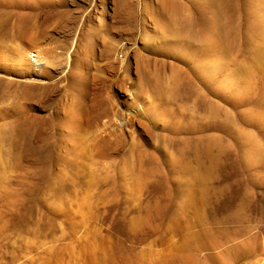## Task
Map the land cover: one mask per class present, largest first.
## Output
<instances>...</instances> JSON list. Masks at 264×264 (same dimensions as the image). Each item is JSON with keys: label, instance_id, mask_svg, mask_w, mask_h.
Returning <instances> with one entry per match:
<instances>
[{"label": "rangeland", "instance_id": "rangeland-1", "mask_svg": "<svg viewBox=\"0 0 264 264\" xmlns=\"http://www.w3.org/2000/svg\"><path fill=\"white\" fill-rule=\"evenodd\" d=\"M0 264H264V0H0Z\"/></svg>", "mask_w": 264, "mask_h": 264}, {"label": "bare ground", "instance_id": "bare-ground-1", "mask_svg": "<svg viewBox=\"0 0 264 264\" xmlns=\"http://www.w3.org/2000/svg\"><path fill=\"white\" fill-rule=\"evenodd\" d=\"M184 26H185V25H184ZM23 50H24V49H23ZM20 51H21V49H20ZM25 52H26V51H25ZM25 52L23 53V51H22V53H20V52H19V53H20V54H23L24 56H26L25 54H27V53H25ZM33 54H34V53H33ZM23 55H22V56H23ZM37 57H39V56L36 55V58H35V55H32V54H31V55H27V56H26V58H27L26 60H27V62L29 61V62H31V63L37 64V62H39V61L36 62V60L38 59ZM33 58H34V59H33ZM19 59H20V58H19ZM19 59H18V60H19ZM39 59H40V58H39ZM39 59H38V60H39ZM24 60H25V59H24ZM26 60H25V62H26ZM21 61H23V60H21ZM39 63H40V62H39ZM27 64H28V63H27ZM42 66H43V65H42ZM39 67H40V66H39ZM42 68H43V67H42ZM42 68H41V69H42ZM39 69H40V68H39ZM41 69H40V70H41Z\"/></svg>", "mask_w": 264, "mask_h": 264}]
</instances>
